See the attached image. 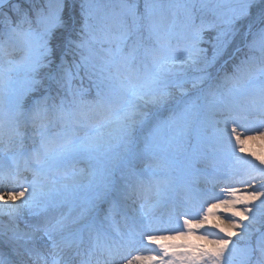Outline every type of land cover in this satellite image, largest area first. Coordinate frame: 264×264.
Instances as JSON below:
<instances>
[{
	"label": "snow or ice",
	"instance_id": "obj_1",
	"mask_svg": "<svg viewBox=\"0 0 264 264\" xmlns=\"http://www.w3.org/2000/svg\"><path fill=\"white\" fill-rule=\"evenodd\" d=\"M28 3L0 0V264H264V0Z\"/></svg>",
	"mask_w": 264,
	"mask_h": 264
},
{
	"label": "rangeland",
	"instance_id": "obj_2",
	"mask_svg": "<svg viewBox=\"0 0 264 264\" xmlns=\"http://www.w3.org/2000/svg\"><path fill=\"white\" fill-rule=\"evenodd\" d=\"M18 2L21 4V6H22L23 8H29V7H30V4L28 3V0H18ZM101 2H102V3H105V2H107V0H101ZM162 2H164V3H168L169 0H162ZM3 28H4V24H3L2 22H0V31H2ZM214 35H215V32H214V31L206 32V33H205L206 38H210L211 36H214ZM202 47L207 48V49H208V55L211 56V54H212V48H211V45L206 43V44H203ZM89 133H90V129H87V128L82 129V130L79 131V135H80L81 137H83V136H85V135H87V134H89ZM197 166H198V165H197ZM200 183L203 184L204 181L201 179ZM257 187H259V184H257ZM182 242H183L182 240L175 241V243H182ZM141 254H143V255H148L149 252H148L147 250H146V251L144 250L143 252H141Z\"/></svg>",
	"mask_w": 264,
	"mask_h": 264
},
{
	"label": "bare ground",
	"instance_id": "obj_3",
	"mask_svg": "<svg viewBox=\"0 0 264 264\" xmlns=\"http://www.w3.org/2000/svg\"><path fill=\"white\" fill-rule=\"evenodd\" d=\"M249 134H251V133H249ZM246 147L248 149V153L255 152L257 155L264 154V143H262L260 140L248 141ZM248 153H245L247 158L248 159H254L252 156L248 155ZM221 163L226 166V165H228L230 163V161L224 160ZM197 167H202V166L198 165ZM4 191H7V189H4ZM168 211H169V209L165 208L163 210V214L167 215Z\"/></svg>",
	"mask_w": 264,
	"mask_h": 264
}]
</instances>
